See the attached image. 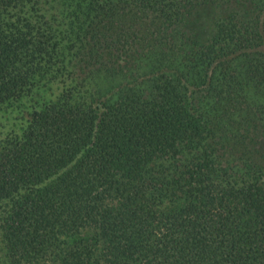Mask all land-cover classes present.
<instances>
[{"label": "trees", "instance_id": "trees-1", "mask_svg": "<svg viewBox=\"0 0 264 264\" xmlns=\"http://www.w3.org/2000/svg\"><path fill=\"white\" fill-rule=\"evenodd\" d=\"M4 111L0 264H264V0H0Z\"/></svg>", "mask_w": 264, "mask_h": 264}, {"label": "rangeland", "instance_id": "rangeland-1", "mask_svg": "<svg viewBox=\"0 0 264 264\" xmlns=\"http://www.w3.org/2000/svg\"><path fill=\"white\" fill-rule=\"evenodd\" d=\"M48 91L43 92L45 96H49L50 91ZM24 120L25 117H22L21 114L19 115L9 111L0 112V137L11 128H15V125L22 124Z\"/></svg>", "mask_w": 264, "mask_h": 264}]
</instances>
